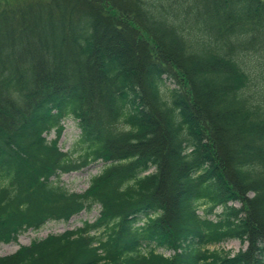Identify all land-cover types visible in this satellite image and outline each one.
<instances>
[{
    "label": "trees",
    "instance_id": "obj_1",
    "mask_svg": "<svg viewBox=\"0 0 264 264\" xmlns=\"http://www.w3.org/2000/svg\"><path fill=\"white\" fill-rule=\"evenodd\" d=\"M96 206L0 264H264V0H0V244Z\"/></svg>",
    "mask_w": 264,
    "mask_h": 264
},
{
    "label": "rangeland",
    "instance_id": "obj_2",
    "mask_svg": "<svg viewBox=\"0 0 264 264\" xmlns=\"http://www.w3.org/2000/svg\"><path fill=\"white\" fill-rule=\"evenodd\" d=\"M149 47L153 48V46ZM168 85L172 86L173 88L180 87L177 80L169 81ZM63 124L65 127V132L60 141V148L64 152H71L74 143L80 136L78 122L73 119H67ZM55 137V133H52L48 136V139L53 140ZM103 167V163L98 162L79 172L61 174L59 181L71 192L83 193L88 189L91 179L100 174ZM236 205L240 206L239 204ZM100 211V207L96 206L91 211H84L80 215L73 217L67 223L51 221L40 230L25 231L19 236L18 242L0 244V257L13 255L19 250L20 246L29 245L32 241L42 240L47 238L49 235L62 234L66 231L82 227L83 223L86 221L93 223L100 216ZM200 213L203 214L202 211ZM211 218L215 219V217ZM247 247L248 243L242 244L239 240H231L219 246L217 249L236 254L241 250H246ZM160 252H162V250H160Z\"/></svg>",
    "mask_w": 264,
    "mask_h": 264
}]
</instances>
